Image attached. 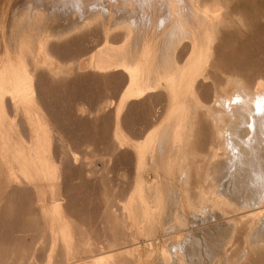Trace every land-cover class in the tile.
Here are the masks:
<instances>
[{
  "label": "rangeland",
  "instance_id": "374dc122",
  "mask_svg": "<svg viewBox=\"0 0 264 264\" xmlns=\"http://www.w3.org/2000/svg\"><path fill=\"white\" fill-rule=\"evenodd\" d=\"M27 1L0 0V78L3 75L6 78L4 70L9 59L16 60L14 66H17L11 69H20L21 73L24 69H36L38 66V77L34 78L38 86L33 87L32 83L28 91L30 95L25 100L17 99L9 92L8 81L0 83V264H166L165 255L169 256L170 262L174 261L170 264L184 261L183 264H264V247H257L259 252L255 248L260 235L257 229L251 233L249 223V216L259 213V210H254L259 205L243 207L255 195L248 182L257 179H252L251 169L241 167L261 164L264 170V150L254 147L241 152L250 158H261L253 161L228 162L219 156V159L213 157L212 147L218 145L214 128L210 132L197 127L190 137L189 129H181L177 137L179 142H173V136H166L167 142L164 141L165 135L172 130L170 124L176 122L175 114L163 119L162 112L169 110V101L182 100L186 112L198 116L199 125L204 122L209 126V118L204 116L203 106L192 97L175 98L179 92L176 90L188 86L191 78L180 80L181 73H174L176 67L166 66L168 71L160 80L162 83L155 81L159 85L151 89L159 90L155 98H143L145 101L142 102L135 91L125 89V41L123 43L121 38L117 39L119 43L116 45L108 43L109 28L105 19L112 18L108 17L110 11H114L115 4L119 8L121 2L96 0L100 3L94 8L96 11H89L91 4L83 9L85 13L81 16L75 7L63 13L59 10L60 15L58 11L51 12L50 2L55 0L41 1L42 5L36 0ZM89 1L92 0H85ZM26 2L35 8L38 4L39 7L45 6L46 10L45 14L39 15L40 18L36 17L42 26L39 23L40 26L36 27L39 33L34 37L26 31L32 24L18 22L22 17L20 7L22 9ZM214 3L215 20L221 21L222 28H227L231 36L223 41L225 48H222L221 55L215 47L221 37L213 40L211 56L215 58L219 54L222 59H213L210 78L205 79L208 84L212 83L208 85L210 91L217 88L223 95L234 94L235 82L241 81V78L237 79V73L247 76L248 83L250 80V83L258 81L264 88V0H215ZM117 11L113 31L118 18H126L124 14L118 17ZM27 13L22 20L27 21L23 19L28 18ZM46 14H49L48 18H44ZM42 32L52 39L50 46L56 43L55 50L38 49ZM120 37L123 36L117 38ZM21 59L25 66L17 64ZM221 68L224 74H221ZM128 69L130 73V65ZM138 73H134V77ZM225 74L228 79H225ZM138 77L134 87L140 85L141 74ZM162 91L170 95L167 103L162 98L164 95L158 97ZM213 91L210 92L211 97ZM7 95L13 96L12 106L15 107L9 104ZM243 96L246 97L245 94L238 97V102ZM224 98H221V106L226 110L232 102L236 108L241 106H238L237 97L229 104ZM210 103L213 104L212 101ZM233 106L231 108L237 117L233 137L243 141L247 139L248 130L241 127L245 126L241 121L249 114L243 111L241 115L242 107L238 111ZM158 111L160 118L156 115ZM156 116L159 120L152 124L150 118L155 120ZM171 119L175 121L171 122ZM148 121L151 123L147 124ZM148 125H154L150 132L149 127L146 130ZM143 131L146 134H142ZM185 164L189 168L186 175ZM182 173L187 178H183ZM211 183L218 185V189L224 192V198L233 206L231 209L230 205L223 204L224 211L231 209L226 212L229 217L221 208L202 204V199L207 196L203 190ZM198 200L202 202L195 205L194 201ZM258 229H261V234L264 232L262 227ZM246 233L252 234L248 235V240ZM252 239L253 242L248 243ZM259 243L258 246L264 244ZM180 247L187 250H181L184 255L179 253ZM174 251L179 254L173 255ZM234 251H240L238 256L235 255L237 258ZM187 254L190 255L188 258ZM176 255H179V261L180 255L184 260L175 263L178 261ZM258 256L260 260L256 258Z\"/></svg>",
  "mask_w": 264,
  "mask_h": 264
},
{
  "label": "bare ground",
  "instance_id": "6f19581e",
  "mask_svg": "<svg viewBox=\"0 0 264 264\" xmlns=\"http://www.w3.org/2000/svg\"><path fill=\"white\" fill-rule=\"evenodd\" d=\"M29 1V0H28ZM27 1V2H28ZM31 1H35V0H31ZM37 1H39V3L42 5V3H44V0H36L35 2H37ZM41 1H42V3H41ZM50 1H54V0H50ZM56 1V0H55ZM50 2V5H51V7H53V8H51V12H56V11H58V14H59V10H62L61 12L63 13V11H67L68 9H70V7H71V9H72V7H75L74 8V10L76 9H78L80 12H81V14H83L84 15V13H85V11L83 10L84 8L81 6L83 3H82V0H74L73 2L71 1V0H65V1H63V2ZM60 1H62V0H60ZM114 2H119V4H121V5H123V6H121V7H119L118 8V13H119V16L118 17H121L123 14L126 16V18H131L132 20H133V18H139L140 20H136V19H134L132 22H126V19L125 18H118L119 20L117 21V24H116V22H115V30L113 31V32H115V31H117V34H116V32H115V34L114 35H116L117 37L118 36H123V37H120V38H117L116 36H114V35H112L111 34V32H110V34H111V39H109V40H111V41H113L114 39H112V37L114 36V38H117V39H119V40H121V38H122V40L121 41H123V43H124V41H126V39H130V38H132V35H133V38H132V40L130 39V41L131 42H133V44H134V46H139V42H141V41H143L142 39H147L145 36L146 35H144L143 37H142V35H143V33L144 32H142V30H140V28H142L141 26H140V24L141 25H143V27L144 28H146V27H149V28H151V26L153 25V28H154V30L155 31H157L158 32V30H161L162 31V29L164 30V35H163V37L165 36V39L163 40L164 42H162V40H160L159 39V37H158V35H156L158 38L157 39H155L156 38V36H155V38H153V40H156L157 42L158 41H161L162 42V44H164V46L161 44V46H160V48H159V45L160 44H158V48L159 49H161V47H162V49L164 50V47H165V50L167 49L168 51L169 50H173V54L175 53V51H177L178 49H179V52L176 54V57L177 58H175V57H173V62H176V63H178L179 65H177V67H176V69H175V72L174 73H176V72H180L181 74H180V76H179V78H180V80H182V81H185V79L186 80H188L189 78L188 77H191L190 78V80H189V82H188V86H186V87H189V89L188 88H186L185 86L182 88V89H180L179 87H176V88H179L178 90H176V91H179V92H177V94H176V96H175V98H178V99H181V98H185L186 96H189V97H192L193 99H195V102L196 103H199V104H201L202 106H203V112H204V116H208V122H210V124H209V126H207L204 122L202 123V125L200 124H198V121H199V118H198V116H196V115H189L187 112H186V107L184 106V102L182 101V100H177V101H175V102H171L170 103V101L168 102V96L170 97V95H168V92L167 91H164V93L162 94V95H164V96H162V98H164V99H166L167 101L165 102V103H169V106H168V108H169V110L168 111H165V112H162V113H164L163 114V117H165V118H163V119H169V116H171V115H174V117H176V122L174 123V125L173 124H170V125H172V126H170V129H172L171 131H169L168 132V134H166L165 135V137H164V141L165 142H167L166 141V136H173V138H174V140H173V142H175V143H177V142H179V140L177 139V137H179L180 136V131H181V129H186L187 128V130L188 131H190V133H189V137H190V135L192 136V134L194 133V131L197 129V127H199V128H201L202 130H210V132L212 131V128H214L215 130H216V134H217V138H218V145H216L217 147H215V145H214V147H212V148H214V151H213V157H217V156H219V157H221L220 159H224L225 161H228V162H234V161H239V162H245V161H249V159H250V161H253L254 159H261V158H256V157H247V156H245V155H243L241 152H247V151H250V149H253L254 147H257L258 148V150H264V88L262 87V85L258 82V81H254V82H252V83H250L251 82V80L249 81V83H248V80L247 79H249V78H247V76H245V77H243L244 75H242V74H238L237 73V79L238 78H241V81H238V82H235L236 83V88H237V90H236V88H235V93L233 94V92H232V94H225V95H223V93H221V92H219L218 90H217V88H215V90L213 91V93H212V97H211V93L210 92H212V91H210V88H209V86L210 85H212V83H210V84H208L207 83V81L205 80V79H207L208 77L210 78V74H211V72H212V68L211 67H213L214 65L212 64L211 65V62L209 63L208 62V60H209V57H210V54L209 53H211L210 52V50L209 49H211V47H212V45H213V40L214 39H217L219 36L221 37V40H218L219 42L216 44V49H218V50H220L219 52H220V55L222 54V52H221V50H223L225 47H224V45H223V41L226 39V38H228V37H230L231 36V33L227 30V28H222L223 26V24L221 23V21H219L218 19L217 20H215V18H214V13H215V6L213 7L212 6V4L214 3V1L213 0H113ZM152 1H156V3H153ZM16 2V1H15ZM18 2V1H17ZM21 2V1H20ZM23 3L24 5H22V9H21V7H20V10L22 11L20 14H21V16L22 17H24L25 16V14L27 13L28 14V18H23V19H27V21H25V20H22V17H20V20L18 21L19 23H21V24H32V26H30V25H28V27L29 28H27L26 29V31L30 34V35H33V37L35 36V34L38 32L39 33V28H37L36 29V27H39L40 26V22H38V20L37 19H39L40 18V14H43L44 13V8H45V6H41V7H39L37 4V6H36V8L35 7H32V5L33 4H31V3ZM121 2V3H120ZM217 3V5H218V3L219 2H216ZM49 4V3H48ZM99 2L97 1V6H99ZM215 4V3H214ZM17 5V4H16ZM96 6V7H97ZM226 6V5H225ZM50 7V6H49ZM125 7H128V9H126ZM31 8H33L34 10H31ZM91 9L89 10L91 13L92 12H95L96 10H94V8H95V5L93 4L91 7H90ZM99 8V7H98ZM115 8H116V6H115ZM222 8H227V7H222ZM96 9V8H95ZM17 10H18V8H17ZM108 11V10H107ZM219 11H220V9H219ZM228 11V10H227ZM45 12H46V10H45ZM70 12V11H69ZM221 12H222V10H221ZM229 12V11H228ZM14 13H15V10H14ZM49 13V12H48ZM45 14V13H44ZM217 14V13H216ZM228 14V13H227ZM226 14V15H227ZM18 15V14H17ZM49 15V14H48ZM48 15L46 14V15H44V18H45V16H47V18H48ZM55 15L56 16H59V15H57V13H55ZM62 15V14H61ZM36 17H39V18H36ZM157 17V18H156ZM55 18V17H54ZM35 19V20H34ZM128 19V20H129ZM130 19V20H131ZM227 20V19H226ZM116 21V20H115ZM139 21V26L136 24L137 22ZM17 22V23H18ZM222 22H223V19H222ZM40 23V24H39ZM43 23V22H42ZM134 23H135V25H134ZM228 22L226 21V23L225 24H227ZM13 24L15 25L16 23L15 22H13ZM114 24V23H113ZM221 24V25H220ZM232 24V23H231ZM38 25V26H37ZM103 25V24H102ZM217 25H218V27H217ZM219 25H220V27H219ZM233 25V24H232ZM240 25V24H239ZM41 26H42V24H41ZM244 26V25H243ZM35 27V28H34ZM103 28H104V26H103ZM144 28H142L143 30H144ZM41 29V28H40ZM112 29V28H111ZM110 29V30H111ZM114 29V28H113ZM152 29V28H151ZM151 29H149V30H151ZM156 29H158V30H156ZM241 29V28H240ZM32 30H33V32H32ZM141 31L142 33H140V32H138V33H133V31ZM149 30H147V28H146V31L149 33ZM15 31V30H14ZM43 31V30H42ZM45 31V30H44ZM103 31V30H102ZM145 31V32H146ZM35 32V33H34ZM112 32V33H113ZM232 32V31H231ZM41 33V32H40ZM43 33V32H42ZM160 33V32H159ZM234 33V32H233ZM150 34V33H149ZM162 32H161V36H162ZM219 34V35H218ZM214 35H215V38H214ZM110 36V35H109ZM153 37H154V35H152ZM18 37V36H17ZM148 37V39H149V36H147ZM151 38V37H150ZM161 38V37H160ZM12 39H13V36H12ZM16 39V38H15ZM82 39V38H81ZM117 39H116V42L117 43H119L118 41H117ZM49 40V41H48ZM52 40V39H51ZM50 39H48V35L46 36V35H44V33H43V35L41 36V38H39V41H38V43H37V47H38V49H44V48H47V50H48V45H50L49 43L50 42H52ZM73 40V39H72ZM228 40V39H227ZM120 41V42H121ZM129 41V40H128ZM12 42V41H11ZM91 42V41H90ZM131 42H125V44H127L126 45V47L127 46H129V48H130V43ZM146 42V41H145ZM150 42H151V39H150ZM93 43V42H92ZM91 43V44H92ZM114 43H115V41H114ZM116 43V44H117ZM143 43V45L145 44V46H146V43H144V42H142ZM216 43V42H215ZM56 44V43H55ZM55 44H54V50L56 49L55 48ZM99 44V43H98ZM112 44V43H111ZM154 44V42H152V45ZM15 45H17V44H15ZM63 45V44H62ZM69 45V44H68ZM229 45V44H228ZM232 45V44H231ZM241 45V44H240ZM18 46H20V45H18ZM89 46V45H88ZM91 46H93V45H91ZM90 46V47H91ZM140 46L142 47V45H141V43H140ZM154 46V45H153ZM153 46H152V48H153ZM243 46V45H242ZM21 47V46H20ZM49 47H51V46H49ZM116 47V46H115ZM125 47V46H124ZM147 47H148V45H147ZM235 47V46H234ZM1 48V47H0ZM94 48V47H93ZM128 48V47H127ZM139 48V47H138ZM151 48V47H150ZM154 48H155V46H154ZM214 48V47H213ZM223 48V49H222ZM239 48H242V47H239ZM246 48V47H245ZM51 49H52V47H51ZM88 49V48H87ZM90 49V48H89ZM134 49V48H133ZM135 49H136V47H135ZM159 49L157 50H155L154 52H156L157 53V51H159ZM162 49H161V53H162ZM215 49V48H214ZM215 49V51H217ZM101 51H103V49H100ZM100 50H98V51H100ZM137 50V49H136ZM135 50V53L136 52H138V51H136ZM140 50V49H139ZM151 50V49H150ZM213 50V49H212ZM236 50V49H235ZM248 50V49H247ZM63 51V50H62ZM66 51V50H65ZM65 51L63 52V53H65ZM88 51L90 52V50H87V53H88ZM126 51V50H125ZM149 51V50H148ZM241 51H242V49H241ZM246 51V50H245ZM67 52V51H66ZM127 52H128V49H127ZM126 52V53H127ZM129 52H130V49H129ZM143 52V51H142ZM141 52V53H142ZM151 52L153 53V50H151ZM225 52V51H224ZM223 52V53H224ZM58 53H61V52H59L58 51ZM63 53H61V54H63ZM86 53V54H87ZM125 53V52H124ZM131 53V52H130ZM130 53L128 54L129 56H133V55H130ZM133 53V52H132ZM134 53V54H135ZM144 53V52H143ZM143 53H142V55H143ZM152 53H150V54H152ZM159 53H160V51H159ZM161 53H160V57H161ZM165 53H166V51H165ZM216 53V52H215ZM227 53V52H226ZM233 53H234V51H233ZM236 53H237V51H236ZM106 54V53H105ZM121 55H122V53H120ZM167 54V53H166ZM228 54V53H227ZM64 55V54H63ZM62 55V56H63ZM68 55V54H67ZM98 55H100V54H98ZM120 55V56H121ZM127 55V54H126ZM125 55V56H126ZM138 55V53L137 54H135V56H137ZM145 55V54H144ZM156 55H157V57H158V55L159 54H155L154 55V57H156ZM162 55H164V53H162ZM219 54H218V56H216V54H215V58H213V59H216V60H221L222 58V56H220ZM224 55V54H223ZM233 55H235V54H233ZM110 56H112L111 54H110ZM114 56H115V54H114ZM113 56V57H114ZM174 56H175V54H174ZM209 56V57H208ZM225 56H226V54H225ZM59 57H61V55L59 56ZM98 57L99 56H97L96 58L98 59ZM123 57V56H122ZM168 57H169V55H168ZM168 57H166L167 58V61H165V62H167V64H169V58ZM232 57V56H231ZM230 57V58H231ZM65 58V57H64ZM126 57H124V59H125ZM128 59L130 58V57H127ZM134 57H132L131 58V60L133 59ZM144 58H146V57H144ZM150 58V57H149ZM166 58L164 57V59L166 60ZM103 59V58H102ZM161 59H162V57H161ZM174 59H175V61H174ZM94 60H96V59H94ZM130 60V59H129ZM129 60L127 61V62H125V60H124V62L125 63H129ZM135 60H136V58H135ZM143 60V59H142ZM154 60H155V58H154ZM160 60V59H159ZM163 60V59H162ZM171 60V59H170ZM176 60H178V62L176 61ZM231 60H233V58L231 59ZM230 60V61H231ZM34 61H36V60H34ZM144 61V60H143ZM155 61H157V58H156V60ZM234 61V60H233ZM137 62V61H136ZM148 62H149V60H148ZM161 62V61H160ZM164 62V63H165ZM214 62V61H213ZM212 62V63H213ZM143 63H145V61L144 62H142V64ZM158 65H159V62H156ZM164 63H162V64H164ZM176 63L175 64H173L172 63V65H176ZM209 63V64H208ZM233 63V62H232ZM232 63H230V65L232 64ZM11 64H12V62H11ZM17 64H19V65H23V66H25V62H24V60H20L19 61V63L17 62ZM132 64V62H130V65ZM133 64H134V62H133ZM137 64H138V62H137ZM242 64V63H241ZM127 65V64H126ZM152 66H153V63L151 64ZM158 65H157V67H158ZM161 65V64H160ZM131 66H133V65H131ZM149 66V65H148ZM147 66V67H148ZM164 66H165V64H164ZM167 66H171V65H167ZM237 66V65H236ZM156 67V66H155ZM156 67V69L158 70V69H160L161 68V66L160 67H158L157 68ZM238 67V66H237ZM45 68V67H44ZM164 68V67H163ZM173 68V67H172ZM223 68V67H222ZM222 68H221V74H224L223 73V71H222ZM242 68H243V66H242ZM242 68H241V70H242ZM154 69V68H153ZM156 69H154V70H156ZM236 69H238V68H236ZM244 69V68H243ZM35 70L36 69H33V68H28V69H24V73H21V71H20V69H17V68H15V69H9V73H8V76L5 78V76H3L2 77V81H8V87H10V89H9V92H11V94H13L14 96H16L17 97V99H23V100H25V99H27L29 96L28 95H30V92H28L30 89H31V85H32V82H33V80H34V78H36V76H35ZM150 70H151V66H150ZM149 70V71H150ZM165 71L167 70V67H165V69H164ZM169 70H171V69H169ZM248 70V69H247ZM17 71H19V72H17ZM168 71V70H167ZM246 71V70H245ZM245 71H244V73H245ZM263 71V70H262ZM140 74H142V69L140 70ZM154 72V71H153ZM158 72V71H157ZM157 72H155V73H153V74H156ZM159 72H160V70H159ZM161 72H163L162 71V69H161ZM219 72V71H218ZM145 73V68H144V72H143V74ZM147 73V72H146ZM151 73H152V71H151ZM220 73V72H219ZM37 74V73H36ZM131 74V73H130ZM139 74V73H138ZM139 74V75H140ZM143 74L141 75V76H143ZM149 74V73H148ZM152 74V75H153ZM47 75V74H46ZM122 75H124V74H122ZM138 75V76H139ZM147 75V74H146ZM146 75H144V77L146 76ZM168 75V74H167ZM171 75V74H170ZM226 75V74H225ZM263 75H264V73H263ZM262 75V76H263ZM151 76V75H150ZM157 76V75H156ZM227 77H225V79L227 78L228 79V75H226ZM239 76V77H238ZM251 76V75H250ZM253 76V75H252ZM255 76V75H254ZM262 76H257L256 78H258V77H262ZM38 77V76H37ZM124 77V76H123ZM125 77H127L126 75H125ZM129 77V76H128ZM147 77V76H146ZM153 77V76H152ZM176 77H177V74H176ZM175 77V78H176ZM213 77V76H212ZM223 77H224V75H223ZM264 77V76H263ZM262 77V78H263ZM141 78H143V77H141ZM149 78V77H148ZM43 79V78H42ZM128 79V78H127ZM127 79H126V81H127ZM155 79V78H154ZM251 79V78H250ZM123 80V79H122ZM138 80H139V77H138ZM143 80V79H142ZM141 80V81H142ZM146 80V79H145ZM144 80V81H145ZM236 80V79H235ZM264 80V79H263ZM141 81H140V85L138 84L136 87H134L132 90H133V92L135 91L136 92V94L135 95H139L140 96V100L143 102V98L147 95V94H149L150 92H155V90H151V89H153V88H157L159 85H156L155 83L157 82H155L154 83V81H153V83H151L149 80L148 81H146V82H144V84H143V81H142V83H141ZM211 81H212V79H211ZM253 81V80H252ZM124 82H125V80H124ZM150 82V83H149ZM187 82V81H186ZM209 82V81H208ZM35 83H37V82H35ZM34 83V85H37V84H35ZM207 83V84H206ZM235 83H234V85H235ZM40 85V84H39ZM125 85H127V83H125ZM144 85V87H142ZM209 85V86H208ZM38 86V85H37ZM36 86V87H37ZM140 86V87H139ZM163 86H164V84H163ZM207 86H208V88H207ZM1 87H2V85H0V91H1ZM33 87H35V86H33ZM41 87H43V86H41ZM126 87V86H125ZM127 87H129V85L127 86ZM213 87H214V85H213ZM212 87V88H213ZM205 89V91H203L204 89ZM11 89H13V90H11ZM129 89H131V88H129ZM203 89V90H202ZM231 89H232V87H231ZM35 90V89H34ZM122 90V89H121ZM37 91V90H36ZM35 91V92H36ZM210 91V92H209ZM225 91H226V89H225ZM232 91V90H231ZM36 93H38L39 94V92H36ZM106 93V92H105ZM113 93V92H112ZM241 96V95H246V97L245 96H243L246 100L245 101H247V102H244V98H242L241 97V99L239 100V102H238V97H240V96H238V94ZM0 94H1V92H0ZM43 94V93H42ZM133 94V93H132ZM236 94H237V96H236ZM3 95H5V93H3ZM41 95V94H40ZM83 95V94H82ZM91 95V94H90ZM117 95V94H116ZM150 96H151V93L149 94ZM38 97H40L39 95H37ZM43 96V95H42ZM129 96H131V95H129ZM154 96V95H153ZM86 97V96H85ZM132 97V96H131ZM225 97V98H224ZM237 97V102L239 103V105L238 106H240V107H242V112L241 111H239V108H236V106H233V102H232V105H231V101H233V99L234 98H236ZM12 98H13V96L11 95H7L6 96V99H8V102H9V104H11V106H12ZM41 98V97H40ZM154 98H155V96H154ZM211 98H213V100H211ZM221 98L223 99L224 98V101H226V103H227V101H228V103L227 104H229V108H227V110L225 109V108H223L222 106H221ZM83 99H85L84 97H83ZM148 99V98H147ZM41 100V99H40ZM77 100V99H76ZM137 100H138V98H137ZM159 100V99H158ZM162 100V99H161ZM160 100V101H161ZM132 101V100H131ZM145 101V100H144ZM147 101V100H146ZM213 102V104L212 103H210V102ZM243 101V102H242ZM8 102H6L7 104L6 105H8ZM38 102H41V101H38ZM93 102V101H92ZM128 102V101H127ZM147 102H149V100L147 101ZM237 102H235V100H234V103L235 104H238ZM240 102L241 103H243L244 105L242 106V104H240ZM14 103V102H13ZM85 103V102H84ZM129 103V102H128ZM137 104L138 103H140V101H137L136 102ZM144 103H146V102H144ZM188 103V102H187ZM208 103L210 104L209 105V107H208ZM40 104H42V103H39V105ZM82 104V103H81ZM154 104V103H153ZM225 104V102L223 103V105ZM227 104L225 105V106H227ZM52 105V104H51ZM171 105V106H170ZM230 105H231V107L233 106V107H235L236 109H238V111L240 112V114L242 115L244 112H245V114H249L248 115V117L246 116L245 118H242V119H245V120H243V121H241L242 122V125H245V126H241V127H246V129L248 130V134H247V139H245V140H238V139H235L234 137H233V130H235V128H236V126H237V117L235 116V110L233 109V108H231L230 107ZM14 107H15V105H13ZM12 106V107H13ZM38 106V105H37ZM42 106V105H41ZM44 106V105H43ZM154 106V105H153ZM199 106V105H198ZM237 106V107H238ZM12 107H11V110H12ZM46 107V106H45ZM45 107H43V108H45ZM147 107V106H146ZM200 107V106H199ZM92 108V107H91ZM145 108V107H144ZM148 108V107H147ZM146 108V109H147ZM190 108H191V106H190ZM207 108V109H206ZM201 109V108H200ZM172 110V111H171ZM196 110H197V108H196ZM148 111V110H147ZM160 111V110H159ZM159 111H158V114H156L157 116H159V118H160V115L161 114H159ZM164 111V110H163ZM169 111H171L170 112V114L168 115V113H169ZM244 111V112H243ZM157 112V111H156ZM155 112V113H156ZM207 112V113H206ZM161 113V112H160ZM106 114V113H105ZM196 114V113H195ZM35 115V114H34ZM151 115V114H150ZM199 115V114H198ZM13 116V115H12ZM152 116H155V115H153L152 114ZM152 116H150V117H152ZM157 116H156V118H157ZM50 117V116H49ZM240 119H241V116H238ZM12 118V117H11ZM159 118H157V119H155L154 120V118H153V120H152V118H150L151 119V122H152V124H155V123H157L158 122V120H159ZM58 119V118H57ZM196 119H197V121H196ZM206 119V118H205ZM18 120V119H17ZM53 120V119H52ZM51 120V121H52ZM149 120V119H148ZM153 121H154V123H153ZM155 121H157V122H155ZM161 121H162V119H161ZM172 121H175V120H173V119H171V122ZM57 122V121H56ZM149 122V123H148ZM147 122V124H150L151 122L150 121H148ZM239 123V122H238ZM151 124V125H152ZM163 124V123H162ZM175 124H176V126H175ZM20 126V125H19ZM23 126H24V124H23ZM154 126V125H153ZM153 126H151V127H153ZM148 127L150 128L149 129V132L151 131V127H150V125H148L147 126V128H146V130H148ZM162 127V126H161ZM240 126H238V128H239ZM173 128L175 129V130H173ZM168 129H169V127H168ZM245 128H243L242 130H244ZM23 130V129H22ZM143 130V129H142ZM202 130H201V132H202ZM246 130V131H247ZM54 131V130H53ZM155 131V130H154ZM174 131V132H173ZM236 131V130H235ZM240 131V130H239ZM28 132H29V130H28ZM144 132V131H143ZM142 132V134H146V131L143 133ZM148 132V131H147ZM209 132V133H210ZM159 133V132H158ZM157 133V134H158ZM245 133V132H244ZM138 134V133H137ZM137 134H136V136H137ZM206 135H207V131H206V133H205ZM205 134H203V135H205ZM62 135V134H61ZM151 135H153V133L151 134ZM185 136V135H184ZM210 136H211V134H210ZM214 136H215V134H214ZM52 137V136H51ZM139 137V136H138ZM138 137H137V139H138ZM143 137V136H142ZM141 137V138H142ZM182 137V136H181ZM188 137V138H189ZM206 137V136H205ZM144 138V137H143ZM192 138V137H191ZM203 138V137H202ZM74 139V138H73ZM136 139V138H135ZM140 139V138H139ZM184 139V138H183ZM206 139V138H205ZM208 139V138H207ZM70 140V139H69ZM79 141V140H78ZM191 141V140H190ZM54 143H55V141H54ZM65 144V143H64ZM180 144V143H179ZM57 146V145H56ZM201 146V145H200ZM181 147V146H180ZM211 147V146H210ZM242 147H247V148H242ZM262 149H261V148ZM59 148V147H58ZM63 148V147H62ZM151 148V147H150ZM55 149H56V147H55ZM71 149H72V147H71ZM77 149V148H76ZM156 149V148H155ZM211 149V148H210ZM61 150V149H60ZM65 150V149H64ZM153 150V149H152ZM177 150H179V149H177ZM182 150V149H181ZM154 151V150H153ZM172 151V150H171ZM180 151V150H179ZM184 151V150H183ZM65 152V151H64ZM188 152V151H187ZM133 153V152H132ZM256 153V152H255ZM63 154V153H62ZM70 154V153H69ZM76 154V153H75ZM146 154V153H145ZM168 154V153H167ZM257 154V153H256ZM148 155V154H147ZM150 155V154H149ZM157 155V154H156ZM53 156V155H52ZM79 156V155H78ZM168 156V155H167ZM165 157V156H164ZM219 157H217L218 159H219ZM57 158V157H56ZM66 158V157H65ZM71 158V157H70ZM166 158V157H165ZM212 159H214V158H212ZM54 160V159H53ZM74 160V159H73ZM66 161H67V159H66ZM147 161V160H146ZM256 162V161H255ZM258 162V161H257ZM260 162V161H259ZM72 163V162H71ZM251 163V162H250ZM76 164V163H75ZM133 164V163H132ZM131 164V165H132ZM157 164V163H156ZM114 165V164H113ZM184 165V164H183ZM182 166V165H181ZM185 166H187L186 168L183 166V168L185 169L184 171L186 172V169L188 168V165L187 164H185ZM226 166V165H225ZM261 166V164L258 166H254V165H243V166H241V167H246V169H248L249 171H250V169H251V171H252V173H249V174H251V176H252V179H257V180H249V182H248V185H251V188H252V192L254 191V194L255 195H253V197L251 198H249V200H250V202H248V204H245L243 207H244V209H245V206L246 205H249V206H251V205H253V206H256L255 204H258L257 206L258 207H256L254 210H259L258 212L259 213H254V215H251V216H249V223H250V228H251V233L255 230V229H257V233H259V235H257V236H259L258 237V239H257V243L255 244V242H254V244L256 245V247L255 248H259V247H261V246H263L264 247V244H262V245H260V246H258L260 243H259V241H261V242H264V237H263V233L261 234L259 231H261V229L259 230L258 228L260 227H262L263 228V230H264V205H262V204H264V170L260 167ZM214 167V166H213ZM217 167V166H216ZM67 168V167H66ZM132 168H133V166H132ZM237 168H239L238 166H237ZM237 168H235V169H237ZM58 169H59V167H58ZM189 169V168H188ZM187 169V170H188ZM207 169V168H206ZM229 169V168H228ZM230 169H231V167H230ZM60 170V169H59ZM181 171V170H180ZM190 171V170H189ZM229 171V170H228ZM181 172H183V171H181ZM181 172H180V174H181ZM213 172H214V174H215V170H213ZM230 173H231V171H229ZM184 173V172H183ZM183 173H182V176H183ZM229 173V174H230ZM65 174V173H64ZM186 174H189V172L187 171L186 173H185V175ZM206 174V173H205ZM132 175V174H131ZM207 175H208V172H207ZM211 175V174H210ZM59 176H61V174H59ZM155 176V175H154ZM227 176V175H226ZM33 177V176H32ZM185 176H183V178H184ZM189 177V176H188ZM214 177V176H213ZM212 177V178H213ZM228 177V176H227ZM231 177V176H230ZM34 178V177H33ZM185 178H187V177H185ZM206 178V177H205ZM132 179V178H131ZM214 179V178H213ZM212 179V180H213ZM156 180H157V178H156ZM181 180V179H180ZM179 180V181H180ZM188 180H189V178H188ZM208 179H206V181H207ZM189 182V181H188ZM120 183V182H119ZM212 184V183H211ZM213 185V184H212ZM210 186V187H208V185H207V189L206 190H203V193H204V195L206 194L207 196L206 197H204L202 200H203V205H204V203H209V205L211 206H214L215 208H221V210L222 211H224V207H223V204H225V205H230V203H228V199L225 197L224 198V196L225 195H223V193L224 192H222L221 190H219L218 188V185L217 186H215V185H213V186ZM219 186H220V184H219ZM180 187V186H179ZM217 187V188H216ZM248 187V186H247ZM249 188H250V186H249ZM250 188V189H251ZM6 189V188H5ZM155 189V188H154ZM249 189V190H250ZM188 190H189V186H188ZM248 192V191H247ZM250 192V191H249ZM251 192V193H252ZM30 193V192H29ZM249 194V193H248ZM147 197V196H146ZM244 197V196H243ZM200 200V199H199ZM199 200L198 201H194V204L196 205V204H198V203H200V202H202V201H200L199 202ZM247 203V202H246ZM50 204V203H49ZM193 204V203H192ZM224 205V206H225ZM149 206V205H148ZM231 207V209H233L232 207V205H230ZM191 207V206H190ZM223 207V208H222ZM227 207V206H226ZM226 207H225V210H226ZM229 207V206H228ZM237 207V206H236ZM242 207V208H243ZM246 207H248V206H246ZM195 208H197V207H195ZM203 209V207L202 206H200V209ZM230 208H228V210L230 209ZM230 209V210H231ZM210 210V209H209ZM227 210V211H228ZM237 210V209H236ZM227 211H224V213H226ZM234 211V214L236 213L235 212V210H233ZM197 214H198V212H197ZM233 214V215H234ZM226 215L229 217V215L226 213ZM230 216H231V214H230ZM230 218H232V217H230ZM239 218V217H238ZM228 219V218H227ZM20 220V219H19ZM229 220V219H228ZM231 220H234V219H231ZM39 221V220H38ZM235 221V220H234ZM42 222V221H41ZM229 222V221H228ZM232 222V221H231ZM239 222H241V219H240V221ZM248 222V221H247ZM234 223H237L236 221L234 222ZM104 228V227H103ZM252 228H253V230H252ZM28 230V229H27ZM244 230V233L246 232V230H247V228H246V230L245 229H243ZM29 231V230H28ZM248 231V230H247ZM38 232V231H37ZM250 232V231H249ZM250 233H248V235H249ZM253 234V233H252ZM252 234H250V235H252ZM72 235V234H71ZM245 235H247V233L245 234ZM248 235H247V237H246V239L248 240ZM2 237H3V234L1 235ZM18 237V236H17ZM263 237V238H262ZM67 238V237H66ZM59 239V238H58ZM149 239V238H148ZM246 239H245V237H244V241L245 242H247L246 241ZM4 240V239H3ZM14 240V239H13ZM60 240V239H59ZM253 240L254 239H252V240H250V241H248V243L250 242L251 243V241L253 242ZM9 241V240H8ZM48 241V240H47ZM58 241V240H57ZM11 242V241H10ZM33 242V241H32ZM59 242V241H58ZM61 243V242H60ZM180 243V242H179ZM259 243V244H258ZM243 244H244V242H243ZM177 245H178V243H177ZM176 245V246H177ZM9 246V245H8ZM176 246H174V248L176 247ZM246 246H248V245H246ZM179 247V246H178ZM244 247H245V245H244ZM254 247V246H253ZM262 247V248H263ZM58 248H59V246H58ZM177 248V247H176ZM209 248V247H208ZM232 248H233V246H232ZM236 248H237V246H236ZM254 248V249H255ZM258 248H257V250H258ZM13 249V248H12ZM61 249V248H60ZM103 249H104V245H103ZM250 249H252L251 247H250ZM181 250H184V249H182L181 247H180V251ZM244 250V249H243ZM257 250L256 251H254V252H257ZM179 251V253H182L183 254V252L181 251L180 252ZM184 251H187V250H184ZM242 251V250H241ZM177 251H174L173 252V255H175V254H179L178 252L176 253ZM234 252H236V254H234V256L235 255H237V253L238 254H240V251L239 252H237V251H234ZM251 252H253V250L251 251ZM250 252V253H251ZM258 252H259V250H258ZM187 253V252H186ZM242 253V252H241ZM249 253V254H250ZM262 253V252H261ZM29 254V253H28ZM191 254V253H190ZM193 254V253H192ZM242 254H244V253H242ZM246 254V253H245ZM249 254H247V255H249ZM252 254V253H251ZM250 254V255H251ZM258 254V253H257ZM260 254V253H259ZM184 255V254H183ZM232 255H233V253H232ZM249 255V256H250ZM30 256V255H29ZM166 256V258H167V262H166V264H170L171 262L173 263L174 261H169V256H167V255H165ZM177 257H176V260H178L177 262H175V263H180V261H183L182 260V257H181V255H180V261H179V255H176ZM186 256V255H185ZM190 256V255H189ZM188 256V254H187V258L189 257ZM238 256V255H237ZM249 256H247V257H249ZM255 256V255H254ZM257 256V255H256ZM262 256V254H260V257ZM87 257V256H86ZM192 257V256H191ZM243 257V256H242ZM64 258V257H63ZM175 258V257H174ZM231 258H232V256H231ZM235 258H237L236 256H235ZM250 258V257H249ZM256 258H259V256L258 257H256ZM62 259V258H61ZM243 259V258H242ZM244 259H247V258H244ZM251 259V258H250ZM175 260V259H174ZM189 260H190V258H189ZM259 260H260V258H259ZM250 261V260H249ZM252 261H253V259H252ZM187 262V261H186ZM230 262V261H229ZM255 262V261H254ZM263 262V261H262ZM183 263H185V261L184 262H181V264H183ZM259 263V262H258ZM257 263V264H258ZM60 264V263H59ZM244 264V263H243ZM255 264V263H254ZM260 264H261V262H260ZM263 264V263H262Z\"/></svg>",
  "mask_w": 264,
  "mask_h": 264
},
{
  "label": "crops",
  "instance_id": "0c3cea01",
  "mask_svg": "<svg viewBox=\"0 0 264 264\" xmlns=\"http://www.w3.org/2000/svg\"><path fill=\"white\" fill-rule=\"evenodd\" d=\"M82 7L84 8V9H87V6L89 7L91 4H94L95 5V7L97 6V3H96V0H92V1H89V2H85V0H82ZM115 6H116V8L114 9V11H110V13H109V16L108 17H112V18H105L106 19V22H108L107 24H108V28H109V31L111 32H113V21L116 19L115 18V16H114V14L116 13V11L118 10V8H117V4H115ZM119 7H121V5H119ZM126 9H128V7H125ZM89 9V8H88ZM81 16H84L83 14H81ZM126 19V22L128 23V22H132L134 19H136V20H140L139 18H133V20L131 19H129V18H125ZM129 19V20H128ZM103 23H105V22H103ZM137 25L139 24V21L136 23ZM134 25H135V23H134ZM139 26V25H138ZM140 26L142 27V28H144L143 27V25H141L140 24ZM112 28V29H111ZM142 28H140V30H142V32H144L143 33V35H142V37L144 36V35H146L145 37L147 38V39H142L143 41H141V42H139V46H134V44H133V42H131L130 41V39L132 40V38H133V35H132V38H130V39H126V41L125 42H131L130 44V48H129V46H127L126 47V45L127 44H125V52H127V49H128V52L126 53V54H124V57H126L125 58V62H127L129 59V63H125V65H126V70L124 71V74L127 76V77H125V82L127 83V85H124V87H125V89L126 90H129V88H131V89H133L134 88V85H133V83H134V81H136V79L135 78H137L138 79V76H136L135 75V77H134V73L136 74V73H141L140 72V70L142 69V74H143V72H144V68H145V73L143 74V76H141V77H143V78H141V80L143 81V84H144V82H146V81H150L151 83H153V81H154V83H155V81H157V83L161 80V79H163V75L166 73V71L164 70L165 69V67L167 66V65H171V67H177V65H179L178 63V60H176L178 63H176V62H173V57H175V58H177L176 57V54L179 52V49L177 50V51H175V56H174V54H173V50H165V47H164V50L162 49V47H161V49H162V53H164V55H162V53H161V49H159L160 48V46H161V44H162V42H164L163 40L165 39V36L163 37V35H164V30L162 29V31L161 30H158V29H156V30H158V32L157 31H155L154 30V28H153V25L151 26V28H149V27H146L147 28V30H149V29H151V30H149V33L146 31V28H144V30L142 29ZM111 29V30H110ZM146 31V32H145ZM110 32H108V35H110L109 36V39H111V34L112 35H114L115 34V32H116V34H117V31H115V32H111V34H110ZM138 33V32H140V33H142L141 31H133V33ZM160 32V33H159ZM161 32L163 33L162 34V36H161ZM158 35V37H159V39L160 40H162V42L161 41H156V40H153V38H155V36L156 35ZM152 35H154V37L152 36ZM114 36H116V35H114ZM114 36L112 37V39H114L113 41H111V40H108V43L109 44H115L116 45V39L117 38H114ZM147 36H149V39H148V37ZM117 37V36H116ZM151 37V38H150ZM157 36H156V38L155 39H157L158 38ZM161 37V38H160ZM150 39H151V42H150ZM129 40V41H128ZM226 40H227V38H226ZM114 41H115V43H114ZM147 43H146V42ZM225 41V40H224ZM142 42H144V43H146V46H145V44L143 45V43ZM152 42H154V46H155V48H154V46L152 45ZM51 43V42H50ZM49 43V44H50ZM140 43H141V45H142V47L140 46ZM129 44V43H128ZM158 44H160L159 45V48H158ZM147 45H148V47H147ZM163 46H164V44H162ZM50 45H48V52L51 50V47L52 48H54V46H51V47H49ZM152 46H153V48H152ZM135 47H136V49H135ZM139 47V48H138ZM151 47V48H150ZM134 48V49H133ZM129 49H130V52H129ZM140 49V50H139ZM153 50V53L151 52V50ZM157 49H159V51H160V53H161V57H162V59H161V57H160V53H159V51H157V53L156 52H154L155 50ZM135 50L136 51H138V52H136L135 53ZM149 50V51H148ZM210 50V49H209ZM144 53H143V52ZM165 51H166V53H165ZM133 52V53H132ZM143 53V55H142V53ZM177 52V53H176ZM210 52H211V50H210ZM130 53V55H133V56H129L128 54ZM137 54L138 53V55L137 56H135V54ZM150 53H152V54H150ZM47 54H49V53H47ZM47 54H45V55H47ZM145 54V55H144ZM155 54H159L158 55V57H157V55H156V57H154V55ZM211 54L212 53H210V57H209V60H208V62L210 63L211 62V65L213 64L212 62H213V57L211 56ZM19 54H17V56H18ZM126 55V56H125ZM168 55H169V57H168ZM127 57H130L129 59L127 58ZM132 57H134L132 60H131V58ZM144 57H146V58H144ZM150 57V58H149ZM164 57L166 58V57H168L169 59V64H167V62H165V61H167V58H166V60L164 59ZM135 58H136V60H135ZM154 58H155V60H156V58H157V61H155L154 60ZM145 61V63H143L142 64V62H144L143 60ZM160 59V60H159ZM171 59V60H170ZM127 60V61H126ZM148 60H149V62H148ZM26 61V60H25ZM138 62V64H137V62ZM161 61V62H160ZM174 61H175V59H174ZM11 62H12V64H11ZM130 62H132V64L131 65H133V66H131L130 65ZM133 62H134V64H133ZM156 62H159V65L156 63ZM165 62V63H164ZM153 63V66L151 65ZM162 63H164L165 64V66H164V64H162ZM172 63L173 64H175L176 63V65H172ZM208 63V64H209ZM7 66L5 67V70H4V73H5V75H6V77L8 76V71H9V69H11L12 67H16V66H14L15 64H16V60L14 59V60H8L7 61ZM114 64H116V61H114ZM161 64V65H160ZM129 65H130V67L132 68L131 70H130V73H129V69H128V67H129ZM149 65V66H148ZM157 65H158V67H160L161 66V68L160 69H156V67H157ZM148 66V67H147ZM150 66H151V70H150ZM156 66V67H155ZM34 67V66H33ZM38 67V66H37ZM37 67H36V70H35V76L37 75L36 73H37ZM157 67V68H158ZM164 67V68H163ZM156 69V70H154V69ZM161 69H162V71L163 72H161ZM150 70V71H149ZM159 70H160V72H159ZM6 71V72H5ZM151 71H152V73H151ZM154 71V72H153ZM158 71V72H157ZM147 72V73H146ZM155 72H157L156 74H153V73H155ZM149 73V74H148ZM130 74V75H129ZM141 74V75H142ZM147 74V75H146ZM153 74V75H152ZM144 75H146L145 77H144ZM151 75V76H150ZM157 75V76H156ZM4 76V75H3ZM3 76H1V78H0V83H1V81H2V77ZM129 76V77H128ZM153 76V77H152ZM149 77V78H148ZM128 78V79H127ZM155 78V79H154ZM126 79H127V81H126ZM135 79V80H134ZM146 79V80H145ZM145 80V81H144ZM142 81H141V83H142ZM149 82V83H150ZM161 82V81H160ZM32 83H35L34 82V80H33V82ZM162 83V82H161ZM36 84V83H35ZM129 85V87H127ZM35 87L37 86V85H34ZM142 87H144V85L142 86ZM161 88H163V86H160ZM37 88V87H36ZM151 93V96L149 95ZM149 94H147L144 98H152L153 97V95H157L158 93H159V90H157V91H155V92H150ZM162 93H164L163 91L161 92V94H159L158 95V97H161V95H162ZM165 102V101H164ZM83 103H84V99H83ZM148 103H150V102H148Z\"/></svg>",
  "mask_w": 264,
  "mask_h": 264
}]
</instances>
